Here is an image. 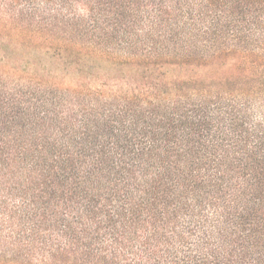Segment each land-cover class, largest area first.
<instances>
[{
    "label": "trees",
    "instance_id": "1",
    "mask_svg": "<svg viewBox=\"0 0 264 264\" xmlns=\"http://www.w3.org/2000/svg\"><path fill=\"white\" fill-rule=\"evenodd\" d=\"M0 264H264V0H0Z\"/></svg>",
    "mask_w": 264,
    "mask_h": 264
}]
</instances>
